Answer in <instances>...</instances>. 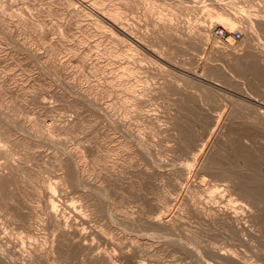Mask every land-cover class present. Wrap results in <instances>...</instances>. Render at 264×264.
<instances>
[{"label":"rangeland","instance_id":"obj_1","mask_svg":"<svg viewBox=\"0 0 264 264\" xmlns=\"http://www.w3.org/2000/svg\"><path fill=\"white\" fill-rule=\"evenodd\" d=\"M106 4L122 8L121 20L140 42L114 39L108 43L104 40L108 30L103 31L94 16L78 15L77 5L57 0H0V11L5 10L7 18L0 14V123L12 130L14 123L13 132L19 138L1 144L6 147L8 143L12 157L23 166L15 184L6 188L12 194L4 192V197L9 196L0 210V241L7 236L19 248L35 241L28 233L27 219L22 223L9 202L12 189L20 185L27 212L39 205L33 186L39 184L40 190L50 184L61 187V200L88 218L89 226L82 227L94 232L88 241L94 243L95 253L117 257L116 264H264V61L260 60L264 22L255 24V18L264 17V0H107ZM219 14L225 17L221 20ZM77 15L84 19H76ZM236 16V27H227L226 18ZM89 21L90 34L81 37L76 24ZM165 22L179 30L166 34L160 26ZM212 23L209 34L206 28ZM216 28H223L225 37L217 36ZM235 30L242 32L241 39L233 38ZM194 34L197 38L193 39ZM62 35L70 45L79 44L82 50L89 45L91 50L84 56L90 59L73 62L65 75L51 60L31 56L32 51L44 52ZM176 35L179 39L186 36L183 43L176 41ZM223 47L239 57L254 52L255 56L233 61L222 54ZM115 50L120 55H114ZM126 65L133 68L132 73L125 72L121 81L133 83L131 88L114 85L121 79L115 74H123ZM41 100L50 107H42ZM67 118L75 119L74 128L56 131V125ZM29 120L39 130L35 134L25 127ZM78 151L77 155H86L78 159L82 174L71 165L64 169L54 158L60 157L61 163V157ZM22 176H27L28 187L23 186ZM57 193L61 194L60 189ZM207 205L239 211L241 227L207 214ZM158 219L171 220L159 225ZM41 224L36 240L42 249L33 264H53L52 255L46 256L43 249L58 232ZM11 242L9 247L0 243V264H7L9 248L15 246ZM78 255L71 252L59 264H89Z\"/></svg>","mask_w":264,"mask_h":264},{"label":"bare ground","instance_id":"obj_2","mask_svg":"<svg viewBox=\"0 0 264 264\" xmlns=\"http://www.w3.org/2000/svg\"><path fill=\"white\" fill-rule=\"evenodd\" d=\"M58 2H59V4H62V5H68V6H70V5H77L76 7H77V9H75V11H77V14L79 13V14H83L82 16H84V15H90V16H94L93 18L95 19L94 21H96L99 25H100V27H102L104 30L103 31H105V30H108V34L105 36L106 38L104 39L105 41H107L108 43L110 42V43H112L113 41H114V39L116 40H118V39H125V40H127V39H129V40H131V41H133L134 43L135 42H140V40H139V38H138V36L135 34V32H133V31H131V30H129L125 25H124V22L121 20V18H120V16H121V14H123L122 13V11L120 10V9H122V8H120L119 6H114V5H111V4H109V5H107L106 4V1L107 0H57ZM146 1V0H145ZM262 1V0H261ZM121 2V1H120ZM54 3V2H53ZM260 3V2H259ZM5 5V4H4ZM264 6V5H263ZM49 7V6H48ZM2 8V7H1ZM54 8V7H53ZM61 8V7H60ZM64 8V7H63ZM71 8V7H70ZM258 8H259V6H258ZM264 7H262V9H263ZM68 10H69V8H67ZM72 9H73V6H72ZM259 9H261V8H259ZM258 9V10H259ZM262 9L261 10H259V11H262ZM3 10V9H2ZM7 10V9H6ZM5 10H3V11H0V14H1V17H2V15H4V12ZM72 11H74V10H72ZM120 11H121V13H120ZM256 11V10H255ZM69 12H70V10H69ZM258 11H256V13H257ZM264 12V9H263V11H262V13ZM73 13V12H72ZM252 13V12H251ZM17 14V13H16ZM68 14H70V13H68ZM75 14V13H74ZM74 14H73V16H74ZM78 14V15H79ZM217 14V13H216ZM216 14H215V16H216ZM259 14V13H258ZM6 15V14H5ZM5 15H4V17H5ZM77 15V17H76V19H78V17H82V16H78ZM231 15H232V13H231ZM11 16V15H10ZM17 16V15H16ZM19 16V15H18ZM21 16V15H20ZM90 16H86L87 18H90ZM123 16V15H122ZM244 16V15H243ZM3 17V18H4ZM74 17V18H75ZM219 19H221V18H224L225 16H223L222 17V14H219L218 16H217ZM240 17V16H239ZM6 18V17H5ZM4 18V19H5ZM16 18V17H15ZM83 18V17H82ZM82 18H81V20H82ZM242 18V17H241ZM240 18V19H241ZM7 19V18H6ZM10 19V18H9ZM18 19V18H17ZM19 19H21V18H19ZM28 19V18H27ZM84 19V18H83ZM227 19V21L225 20V25L227 26V27H230V28H234V27H236L235 25H236V23L238 22L237 20H239V18L236 16V17H228V18H226ZM246 19H247V17H246ZM245 19V20H246ZM249 19V18H248ZM257 21H256V25H257V22L258 23H260V24H262V22H264V17H263V19H257V18H255ZM26 20V19H25ZM66 20V19H65ZM64 20V21H65ZM69 20V19H68ZM74 20V19H73ZM85 20H86V18H85ZM89 20V19H88ZM87 20V21H88ZM171 20V19H170ZM222 20V19H221ZM242 20H243V18H242ZM1 21V20H0ZM9 21V20H8ZM12 21V20H11ZM30 21V20H29ZM77 21H80V19L79 20H77ZM84 21V20H83ZM82 21V22H83ZM160 21V20H159ZM224 21V20H223ZM250 21V20H249ZM14 22V21H13ZM19 22V21H18ZM26 22V21H25ZM61 22V21H60ZM67 22V21H66ZM86 22V21H85ZM161 22V21H160ZM3 23H4V21H3ZM8 23V22H7ZM10 23V22H9ZM9 23H8V26H9ZM96 23V24H97ZM25 24V23H24ZM33 24V23H32ZM32 24H30V25H32ZM74 24H75V21H74ZM160 24V23H159ZM164 24H166V25H164ZM163 25L162 24H160V26L164 29V31H166L165 33L166 34H168L167 32H169V31H167V30H171V31H173L174 29H177L178 27H174V26H171V25H167V24H172V23H164ZM260 24H258V25H260ZM2 25V24H1ZM28 25H29V23H28ZM77 25V32H78V34L80 35V34H82L83 33V37H85L86 35H89L90 34V21L89 22H87L86 24H81V23H77L76 24ZM128 25V24H127ZM157 25V24H156ZM175 25V24H174ZM178 25V24H177ZM248 25V24H247ZM251 25V24H250ZM257 25V26H258ZM7 26V25H6ZM11 26V25H10ZM32 26H34V25H32ZM74 26V25H73ZM160 26H158V27H160ZM176 26V25H175ZM262 26V25H261ZM31 26H29V28H30ZM69 27V26H68ZM74 27H76V26H74ZM97 27H99L98 25H97ZM131 27V26H130ZM160 27V28H161ZM183 27V26H182ZM213 27H214V24L212 23L211 24V26L210 27H208V28H206L207 29V31H209V34H210V32H212V29H213ZM251 27H252V25H251ZM255 27V26H254ZM260 27V26H259ZM258 27V28H259ZM14 28V27H13ZM65 28V27H64ZM71 28H73V27H71ZM193 28V27H192ZM247 28V27H246ZM256 28V27H255ZM21 29V28H20ZM157 30H161V33L163 32L164 33V31H162V29H158V28H156ZM23 30V29H22ZM177 30H179V29H177ZM189 31L191 30V29H188ZM192 30H194V29H192ZM247 30V29H246ZM36 31V30H35ZM63 31V30H62ZM82 31V32H81ZM155 31V30H154ZM180 31H182V30H180ZM180 31L179 32H177V31H174V32H176V34L178 33H180ZM194 31H196V29L194 30ZM252 31H254V30H252ZM257 31V30H256ZM21 32V31H20ZM40 32V31H39ZM81 32V33H80ZM84 32L86 33V34H84ZM191 32H193V31H191ZM202 32V31H201ZM206 32V31H205ZM10 33V32H9ZM26 33V32H25ZM38 33V32H37ZM46 33V32H45ZM156 33V32H155ZM154 33V34H155ZM162 33V34H163ZM164 33V34H165ZM173 33V32H172ZM172 33H169V34H171V36H172ZM182 33H183V31H182ZM181 33V37H182V34ZM188 33V35H192V34H190L189 32H187ZM187 33H184L185 35L187 34ZM193 33H195V32H193ZM204 33V32H203ZM263 33V32H262ZM19 34V33H18ZM106 34V33H105ZM160 34V33H159ZM174 35H175V33H173ZM177 34V35H178ZM259 34V33H258ZM258 34H256L257 36H258ZM10 35V34H9ZM61 35V34H60ZM59 35V36H60ZM66 35V34H65ZM103 35V34H102ZM110 35V36H109ZM157 35V34H156ZM174 35L172 36L173 38H174ZM177 35H176V41H177V39H178V41L180 40L181 41V39H183V38H185V37H183V38H181V39H179V36H178V38H177ZM263 35V34H262ZM14 36V35H13ZM16 36V35H15ZM43 36H45V35H43ZM78 36V35H77ZM81 36V35H80ZM81 36V37H82ZM168 36V35H167ZM184 36V35H183ZM194 36H195V38H197L196 37V35L194 34L193 35V39H194ZM256 36V37H257ZM29 37V36H28ZM48 37V36H47ZM163 37V36H162ZM199 37V36H198ZM207 37V36H206ZM205 37V38H206ZM210 37V36H209ZM209 37H207V39L209 40ZM264 37V36H263ZM36 38V37H35ZM44 38V37H43ZM188 38V37H187ZM200 38V37H199ZM16 39V38H15ZM29 39V38H28ZM54 39H56V38H54ZM192 39V38H191ZM190 39V41H192ZM254 39V38H253ZM36 40V39H35ZM68 39H66V37L64 36V35H62L58 40H56L55 42H52L51 44H50V46H48V48L44 51V52H38V54L37 53H35V51H32L31 52V56H35V57H37L38 59H45V58H47V59H49V60H51V62L53 63V64H55V66L58 68H56L57 69V71L59 70V71H61L62 73H63V75H65L66 73H68L69 72V68H70V66H71V64L74 62L75 63V61L77 62V61H79L80 62V60L81 59H84V60H86L85 58H88V56H86V57H84L85 56V54L86 55H90V54H87V53H89L91 50H90V46L88 45L87 46V48L84 50H82L81 48H80V45L79 44H76V43H74V44H72V45H70L69 43H68V41H67ZM80 40L82 41L83 39H81L80 38ZM100 40V39H99ZM102 40V39H101ZM189 40V39H188ZM187 40V41H188ZM205 40V39H204ZM258 40H259V38H258ZM262 41H263V39H261ZM19 41V40H18ZM21 41V40H20ZM19 41V42H20ZM49 41V40H48ZM80 41V42H81ZM179 41V42H180ZM183 41V40H182ZM181 41V42H182ZM187 41H186V39H185V43H187ZM102 42V41H101ZM106 42V43H107ZM117 42H119V41H117ZM219 42V41H218ZM260 42V41H259ZM258 42V43H259ZM103 43V42H102ZM183 43V42H182ZM184 43V44H185ZM19 44V43H18ZM32 44V43H31ZM38 44V43H37ZM76 44V45H75ZM218 44V43H217ZM69 45V46H68ZM121 45V44H120ZM219 45V44H218ZM222 45V44H221ZM220 45V46H221ZM252 45V44H251ZM257 45H259V44H257ZM26 46V45H25ZM119 46V45H118ZM217 46V45H216ZM226 46V45H225ZM256 46V45H255ZM260 46V45H259ZM258 46V47H259ZM32 47V46H31ZM47 47V46H46ZM85 47V46H84ZM84 47H82V48H84ZM107 47V46H106ZM219 47V46H218ZM226 47H228V46H226ZM254 47V46H253ZM115 48H118V47H115ZM220 48H222V46L220 47ZM24 49V48H23ZM26 49V48H25ZM217 49V48H216ZM223 49L225 50V47H223ZM223 49H221V50H223ZM256 49V48H255ZM13 50V49H12ZM27 50V49H26ZM37 50V49H36ZM150 50H152V49H150ZM14 51V50H13ZM19 51V50H18ZM21 51V50H20ZM30 51V50H29ZM125 51V50H124ZM123 51V52H124ZM127 51V50H126ZM218 51H220V50H218ZM11 52V51H10ZM67 52H70L69 54L67 53ZM104 52V51H103ZM25 53V52H24ZM56 53V54H55ZM64 53V55H62V56H60L61 54H63ZM67 53V54H66ZM114 53V55L116 54V55H120V53L121 52H118V50H115V52H113ZM158 53V52H157ZM255 53V52H254ZM248 54V55H245V57L243 56V57H239L238 55H236L234 52H232V51H230V49H226L225 51H223V53L222 54H224L225 55V57L226 58H229V59H232L233 61H244V60H249V59H252L254 56H255V54ZM258 53H260V52H258ZM258 53H257V55L256 56H258ZM58 54V55H57ZM60 54V55H59ZM19 55V54H18ZM21 55V54H20ZM28 55V54H27ZM67 55V56H66ZM157 55H159V54H157ZM261 55V54H260ZM51 56H54L53 58L51 57ZM262 56V55H261ZM161 57V56H160ZM11 58V57H10ZM26 59L28 58V57H25ZM12 59V58H11ZM23 59V58H22ZM29 59V58H28ZM88 59H90V58H88ZM87 59V60H88ZM228 59V60H229ZM8 60V59H7ZM254 60V59H253ZM259 60V59H258ZM260 60L263 62L264 61V56H262V57H260ZM17 61V60H16ZM22 61V60H21ZM40 61V60H39ZM46 61V63H47V60H45ZM231 61V60H230ZM86 62V61H85ZM21 63V62H20ZM27 63V62H26ZM36 63V62H35ZM38 63V62H37ZM45 63V64H46ZM86 63H88V62H86ZM237 63V62H236ZM48 64V63H47ZM81 64V63H80ZM91 64V63H90ZM97 64V63H96ZM23 65V64H22ZM32 65V64H31ZM125 65V64H124ZM132 65V64H131ZM17 66V65H16ZM85 66V65H84ZM83 66V67H84ZM264 66V65H263ZM21 67V66H20ZM38 67V66H37ZM87 67V66H86ZM92 67V66H91ZM98 67H100V66H98ZM122 67V66H121ZM23 68V67H22ZM52 68H53V66H52ZM79 68V67H78ZM85 68V67H84ZM88 68V67H87ZM41 69H42V67H41ZM98 69V68H97ZM124 71L122 72L123 74H115L116 75V77L117 78H119V77H121V76H123L124 74H125V72H127V71H129V72H131V70L133 69L132 67H130V66H125L124 67ZM40 70V69H39ZM48 70V69H47ZM122 71V70H121ZM102 72V71H101ZM115 72V71H114ZM132 73V72H131ZM4 74V73H3ZM36 74V73H35ZM69 74V73H68ZM12 75V74H11ZM43 75V74H42ZM46 75V74H45ZM74 76V75H73ZM76 76V75H75ZM125 76V75H124ZM127 76V75H126ZM201 76V75H200ZM13 77V76H12ZM37 77V76H36ZM40 77V76H39ZM42 77V76H41ZM199 77V76H198ZM202 77V76H201ZM2 78V77H1ZM50 78V77H49ZM114 78V77H113ZM128 78V77H127ZM15 79V78H14ZM40 79V78H39ZM65 79V78H64ZM189 79V78H188ZM193 79H194V77H193ZM197 79H199V80H201V78H197ZM74 80V79H73ZM114 80H116L115 78H114ZM119 81L117 82V83H115L114 85H118V86H122V85H126L128 88H131L132 87V84L133 83H129V82H122L121 80H122V77H121V79H118ZM34 81H36V80H34ZM117 81V80H116ZM133 81V80H132ZM179 81V80H178ZM197 81V80H196ZM6 82V81H5ZM24 82V81H23ZM33 82V81H32ZM38 82V81H37ZM72 82V81H71ZM113 82V81H112ZM180 82V81H179ZM14 83V82H13ZM22 83V82H21ZM31 83V82H30ZM40 83V82H39ZM41 83H43L42 81H41ZM200 83V82H199ZM7 84V83H6ZM9 84V83H8ZM77 84V83H76ZM111 84V83H110ZM24 85V84H23ZM43 85H44V83H43ZM108 85V84H107ZM6 86V85H5ZM12 86H13V84H12ZM20 86V85H19ZM34 86V85H33ZM10 88V87H9ZM73 89V88H72ZM71 89V90H72ZM112 89H113V87H112ZM117 89V88H116ZM2 90V89H1ZM19 90V89H18ZM24 90H27V89H24ZM29 90V89H28ZM56 90V89H55ZM4 91V90H3ZM11 91V90H10ZM15 92V91H14ZM13 92V93H14ZM32 92V91H31ZM38 92V91H37ZM40 92V91H39ZM72 92V94H73V91H71ZM21 93V92H20ZM35 93V92H34ZM58 93V92H57ZM77 93V92H76ZM82 93V92H81ZM118 93V92H117ZM124 93V92H123ZM5 94V93H4ZM8 94H9V92H8ZM25 94V93H24ZM27 94H28V92H27ZM44 94V93H43ZM78 94V93H77ZM76 94V95H77ZM83 94V93H82ZM114 94V93H113ZM2 95V94H1ZM20 95V94H19ZM26 95V94H25ZM40 95V94H39ZM119 95V94H118ZM129 95H131V94H129ZM133 95V94H132ZM3 96V95H2ZM7 96V95H6ZM9 96V95H8ZM16 96V95H15ZM83 96H85V95H83ZM133 96H135V95H133ZM59 97H60V95H59ZM120 97V96H119ZM131 97V96H130ZM136 97V96H135ZM1 98V97H0ZM14 98V97H13ZM62 98V97H61ZM75 98V97H74ZM77 98V97H76ZM87 98V97H86ZM16 99V98H15ZM14 99V100H15ZM20 99V98H19ZM32 99V98H31ZM82 99V98H81ZM6 100V99H5ZM21 100V99H20ZM24 100V99H23ZM36 100V99H35ZM39 100V99H38ZM0 101H2L1 99H0ZM9 101V100H8ZM30 101V100H29ZM34 101V100H33ZM37 101V100H36ZM41 101H43V100H41ZM40 101V102H41ZM72 101V100H71ZM75 101V100H74ZM26 102H28V101H26ZM63 102H64V100H63ZM68 101H66V103H67ZM4 103V102H3ZM15 103V102H14ZM18 103V102H17ZM22 103V102H21ZM80 103H81V101H80ZM89 103V102H88ZM257 103V102H256ZM13 104V103H12ZM19 104H20V102H19ZM27 104V103H26ZM43 106L42 107H44V108H47V107H50L48 104H45V102L43 101L42 103H41ZM79 104V103H78ZM82 104V103H81ZM259 104V103H258ZM261 104V103H260ZM4 105V104H3ZM10 105V104H9ZM30 105V104H29ZM126 105V104H125ZM127 105H129V104H127ZM255 105V104H254ZM11 106V105H10ZM26 106V105H25ZM28 106V105H27ZM34 106V105H33ZM54 106V105H53ZM70 106H71V104H70ZM87 106V105H86ZM24 107V106H23ZM141 107V106H140ZM257 107V106H256ZM3 108V107H2ZM12 108V107H11ZM26 108V107H25ZM53 108V107H52ZM72 108H75V107H72ZM78 108V107H77ZM81 108H83L82 107V105H81ZM92 108V107H91ZM90 106H89V111H90ZM119 108V107H118ZM130 108H131V106H130ZM137 108V107H136ZM136 108H135V110H136ZM259 108V107H258ZM6 109V108H5ZM9 109V108H8ZM8 109H6V110H8ZM51 109V108H50ZM139 109V108H138ZM12 110V109H11ZM26 110V109H25ZM29 110V109H28ZM3 111V110H2ZM34 111V110H33ZM53 111V110H52ZM78 111V110H77ZM86 111V110H85ZM133 111V110H132ZM9 112V111H8ZM29 112V111H28ZM88 112V111H87ZM129 112V111H128ZM1 114V113H0ZM7 114V113H6ZM129 114V113H128ZM8 116V115H7ZM12 116V115H11ZM17 116V115H16ZM9 117V116H8ZM21 117V116H20ZM18 118V117H17ZM24 118H25V116H24ZM35 118V117H34ZM73 118V117H72ZM72 118H67V120L64 122V124H61V125H56V131H60V130H62V131H68V130H70V129H72V128H74L73 127V125H74V120L72 119ZM16 119V118H15ZM23 119V118H22ZM26 119V118H25ZM13 120V119H12ZM33 120V119H32ZM35 120H37V119H35ZM34 121V120H33ZM31 122L30 120L25 124V127L28 129V133L30 132V133H33V134H35V132L37 131H39V130H36V127H35V124H33L34 122ZM78 121V120H77ZM3 123V122H2ZM12 123V122H11ZM40 123V122H39ZM42 123V122H41ZM4 124H5V122H4ZM10 124V123H9ZM77 124V123H76ZM8 125V124H7ZM13 125L15 126V124L13 123ZM10 126V125H9ZM9 126L8 127H5V126H2L1 125V123H0V157L1 158H3L4 157V159H5V161L3 162V163H1L0 162V210H2L3 209V207H2V209H1V206H3V204H4V200H6V197H8L7 195H6V197H4V192H5V190H6V188H9V186H11V184H12V182L14 183V179L16 180V177H19L18 176V173H19V171L23 168V166L21 167V162L20 161H18L17 159H14L13 157H12V152H11V150H10V148L9 147H7V144H6V147L4 146V144L2 145L1 144V142H9V143H11V142H17V141H19V138L18 137H16V134L14 133L15 131H14V126H13V130L11 129L12 127H10L9 128ZM12 126V125H11ZM20 126V125H19ZM55 126V125H54ZM22 128V127H21ZM25 128V129H26ZM38 128V127H37ZM51 128V127H50ZM26 129V130H27ZM54 129V128H53ZM51 130V129H50ZM14 131V132H13ZM55 131V132H56ZM19 132V131H18ZM43 132V131H42ZM45 132V131H44ZM61 132V131H60ZM48 133V132H47ZM17 134H20V133H17ZM60 134V133H59ZM52 136V135H51ZM26 137V136H25ZM55 138V137H54ZM50 140H52V138L50 139ZM61 141V140H60ZM59 141V142H60ZM29 143L31 142V141H28ZM37 141H33V146H37V143H36ZM54 142V140H52V143ZM54 143H56V142H54ZM64 143V142H63ZM15 144V143H14ZM17 144V143H16ZM25 144V143H24ZM31 144H32V142H31ZM60 144V143H59ZM65 144V143H64ZM12 145H13V143H12ZM9 146H10V144H9ZM27 147V146H26ZM119 147V146H118ZM12 148V147H11ZM18 148V147H17ZM23 148H24V146H23ZM119 149V148H118ZM27 150V149H26ZM15 152V151H14ZM32 152V151H31ZM30 152V153H31ZM61 152V151H60ZM73 152V151H72ZM23 153V152H22ZM79 153V151L77 152V153H71V154H66L67 156H63V157H61V163H60V157L58 158L57 156H54V158H55V160H58L59 159V165H61L64 169H66L67 167H69L70 165L74 168V170H75V173L76 172H78V173H80L81 172V174H82V172H83V167L78 163V159H80L81 160V157L79 156V155H83L81 152V154H79V155H77ZM109 153V152H108ZM15 154V153H14ZM61 154V153H60ZM111 154V153H110ZM33 155H34V153H33ZM85 155V154H84ZM83 155V156H84ZM105 155V154H104ZM104 155H103V157H104ZM22 156V155H21ZM52 156V157H53ZM59 156V155H58ZM86 156V155H85ZM108 154H106V158H108L109 159V157L110 156H108ZM112 156V155H111ZM24 158V157H23ZM28 158V157H27ZM26 158V159H27ZM99 158V157H98ZM51 159V158H50ZM96 159V158H95ZM105 161H106V159L105 158H103ZM102 159V160H103ZM103 160V161H104ZM85 161V160H84ZM96 161H98V159H96ZM58 162V161H57ZM97 163H99V162H97ZM108 163V162H107ZM26 164H27V162H26ZM25 164V165H26ZM28 165V164H27ZM55 165V164H54ZM106 165V164H105ZM29 166V165H28ZM41 166V165H40ZM43 166V165H42ZM60 166V167H61ZM59 168V167H58ZM20 169V170H19ZM45 169V168H44ZM60 170H61V168H59ZM70 169V168H69ZM27 170V169H26ZM42 170V169H41ZM67 170V169H66ZM86 170V169H85ZM32 171H34V170H32ZM31 171V172H32ZM65 171V170H64ZM26 172V171H25ZM69 171H67V173H68ZM66 174V173H65ZM24 175H25V173H24ZM23 175V176H24ZM28 175V174H27ZM30 175V174H29ZM67 176H68V174H66ZM79 175V174H78ZM21 176V175H20ZM22 176V177H23ZM37 176V175H36ZM64 176V175H63ZM27 177V176H26ZM26 177H23V179L21 178V180H25L24 178H26ZM30 179H32L30 176H28ZM38 178V177H37ZM61 178V177H60ZM81 178H82V175H81ZM64 179V178H63ZM66 179V178H65ZM19 181V180H18ZM29 181V180H28ZM42 181H43V179H42ZM30 182V181H29ZM37 181H35V183H36ZM65 182V181H64ZM67 182V181H66ZM18 183V182H17ZM22 183V182H21ZM20 183V184H21ZM24 185L23 186H25L26 185V180L24 181ZM30 183H32V182H30ZM38 183V182H37ZM62 183V182H61ZM15 184V183H14ZM28 184V183H27ZM33 184H34V182H33ZM66 184V183H65ZM30 185H32V184H30ZM39 185V184H38ZM38 185L36 184V186L38 187ZM45 185V184H44ZM56 185V184H55ZM27 186V185H26ZM25 186V187H26ZM42 185H40V187H41ZM13 187H15V185L13 186ZM21 187H22V185H21ZM28 187V186H27ZM32 187V186H31ZM35 187V185L33 186V188L32 189H34L35 191V195L37 196V198H38V202H39V205H41L40 203H44V206H42V207H44V209L43 208H40V206L37 204V206H39V207H37L36 206V208H34V209H32L31 211L29 210V211H27L26 212V210H24V209H26V208H28L24 203H26L27 204V201L26 202H24V198L25 197H23V194H22V190H20L21 188H20V185L19 184H16V189H12L13 191V195H11V201H9L8 199H10V198H7V200L11 203V205H13V208L15 209V211H16V214H15V212L13 213V214H15L17 217H18V219L23 223V218H24V221H25V219H27L26 220V222H27V224H28V230H29V232L28 233H30L31 234V237H34V239H35V241L34 242H32L30 245H29V243H27L28 244V248H26V247H21L20 246V248H19V246L17 247L16 245H15V243H13V241L11 242V241H9V240H11V239H7L6 237H3L2 239H1V241H0V243H1V245L2 246H11L10 245V243L9 242H11V243H13L15 246H13L12 245V247H10L9 248V250H10V252H11V256H8L6 259L8 260L7 261V264H10V263H12V264H33V262L36 260H38V259H36V257L38 258V256H39V251L41 252V249H42V247H41V244L39 243V242H37V240L36 239H38V237H39V226H40V224L42 223H44V226L46 225L47 226V224H49L50 226H52L53 228H54V230H56V232H58V237L56 238V239H54L53 241H52V243H51V245L49 246L48 245V247L45 249H43V251H46L47 252V254H46V256L47 255H49L48 253H50L51 255H52V262H53V264H59V261L61 262V261H64V259H67V257H69V255H70V253L71 252H74V253H79V255H78V257H81V256H83V258H82V261L84 262V263H89L90 264V261L93 263V264H116L115 263V259L117 258V257H115V256H111V255H108V254H105V253H101V252H97L96 251V253H95V246H94V243L93 242H89L88 240H89V238H91V235L92 234H94V232H92L91 230H90V232H88L87 230H85L82 226L83 225H88L89 223H88V218H86L81 212H83V211H79V210H77V207H75L74 205H70V204H67L65 201L63 202V200H61V198L60 197H63L62 196V188L60 187V188H58V186L55 188V187H53V186H51L50 184H48L47 186H45V187H41L40 188V190L36 187V188H34ZM25 189V188H24ZM57 189L59 190L60 189V191H61V194L58 196V193H57ZM11 190V189H10ZM31 191H33V190H31ZM6 192H8L7 190H6ZM11 192V191H10ZM24 193H25V191H23ZM26 192H27V189H26ZM29 192V191H28ZM33 192V193H34ZM9 193V192H8ZM63 193H65V191L63 192ZM85 193V192H84ZM105 193V192H104ZM6 194V193H5ZM9 194H12V193H9ZM29 195H31L30 194V192L28 193ZM86 194V193H85ZM33 195V194H32ZM31 195V196H32ZM64 195V194H63ZM27 196V195H26ZM86 196H87V194H86ZM28 197V196H27ZM33 197H34V195H33ZM90 197H92V195H90ZM97 197V196H96ZM36 198V199H37ZM88 198V197H87ZM35 199V200H36ZM83 199H84V197H83ZM91 199V198H90ZM94 200V199H93ZM31 201V200H30ZM34 201V200H33ZM32 201V202H33ZM60 202L59 204L57 203V202ZM87 201V200H86ZM9 202H7V204L9 203ZM6 203V202H5ZM88 203V202H87ZM92 203V202H91ZM95 203V202H94ZM28 205V204H27ZM36 205V204H35ZM5 206V205H4ZM7 206V205H6ZM26 206V207H25ZM32 206V205H31ZM86 206V205H85ZM208 206V205H207ZM207 206H206V208H207ZM214 206V205H213ZM8 207H10V204L8 205ZM25 207V208H24ZM30 207V206H29ZM35 207V206H34ZM209 207V206H208ZM12 208V211L14 210ZM92 208V207H91ZM95 208V207H94ZM206 208H205V210H206ZM221 207H219V209H218V207H216V208H214V207H209L206 211H207V214L208 213H213L212 215H214V214H216L218 217H220L221 219H224V220H226V221H224L223 220V222H227V220L229 221V222H231L232 224H234L236 227H241V225H242V221H241V219H242V216L239 214V211H237V210H235L234 208H230L229 207V209H227V208H221ZM8 209V208H7ZM10 209V208H9ZM11 210V209H10ZM6 211V210H5ZM4 213V212H3ZM8 213V212H7ZM11 213V212H10ZM6 214V213H5ZM12 214V213H11ZM91 214V213H90ZM210 215V214H209ZM14 216V215H13ZM15 216V217H16ZM12 217V216H11ZM217 217V218H218ZM9 218V217H8ZM14 218V217H13ZM220 218H219V220H220ZM16 219V218H15ZM12 220H14V219H12ZM17 220V219H16ZM169 220H171V219H169ZM169 220H167V221H169ZM166 220L165 221H162V220H157V223L159 224V225H165V224H167V223H169V222H167ZM10 222V221H9ZM15 222V221H14ZM228 222V223H229ZM13 223V222H12ZM25 223V222H24ZM46 223V224H45ZM10 224V223H9ZM41 224V225H42ZM171 224V223H170ZM16 225V224H15ZM25 225V224H24ZM233 225V226H234ZM23 226V225H22ZM26 226V225H25ZM45 226V227H46ZM89 226V225H88ZM15 227V226H14ZM19 228V227H18ZM48 228V227H47ZM52 228V229H53ZM23 229V228H22ZM26 229V228H25ZM49 229V228H48ZM88 229H90V228H88ZM16 230H18V229H16ZM27 230V231H28ZM43 230V229H42ZM26 231V232H27ZM24 232V231H23ZM53 232V231H52ZM22 233V232H21ZM41 233V232H40ZM99 233V232H98ZM54 234H57V233H55L54 232ZM24 236V235H23ZM20 237V236H19ZM19 237H17V238H19ZM9 238V237H8ZM29 238V237H28ZM40 238V237H39ZM12 239H14V238H12ZM16 241V240H15ZM26 241V240H25ZM31 241V240H30ZM29 241V242H30ZM19 243V240L18 241H16V243ZM23 243V245H25L24 244V241H20V243ZM27 242V241H26ZM18 245V244H17ZM56 254L58 255V256H56ZM91 254V255H90ZM72 255H75V254H73L72 253ZM72 255H71V257H72ZM91 256V257H90ZM127 256V255H126ZM1 257V256H0ZM51 257V256H50ZM70 257V258H71ZM77 257V256H76ZM124 258H125V256H123ZM122 257V258H123ZM48 258V257H47ZM123 258V259H124ZM1 259V258H0ZM40 259V258H39ZM91 259V260H90ZM48 260V259H47ZM117 260V259H116ZM2 261H5L6 262V260H3L2 259ZM49 261H50V259H49ZM81 261V260H80ZM9 262V263H8ZM76 262V261H75ZM64 263H66V262H64ZM69 263V262H68ZM79 263V262H78ZM62 264H63V262H62ZM83 264V263H82Z\"/></svg>","mask_w":264,"mask_h":264},{"label":"built area","instance_id":"obj_3","mask_svg":"<svg viewBox=\"0 0 264 264\" xmlns=\"http://www.w3.org/2000/svg\"><path fill=\"white\" fill-rule=\"evenodd\" d=\"M215 33H216V35L219 36V37H225V35H226V33H225V31H224L223 28H216V29H215ZM233 38H234L235 40H239V39H241V38H242V32H241L240 30H235V31L233 32Z\"/></svg>","mask_w":264,"mask_h":264}]
</instances>
